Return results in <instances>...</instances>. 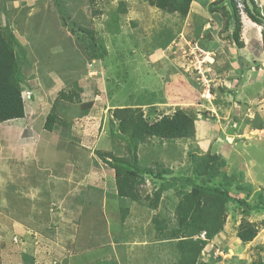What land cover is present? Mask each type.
<instances>
[{
	"label": "rangeland",
	"instance_id": "rangeland-1",
	"mask_svg": "<svg viewBox=\"0 0 264 264\" xmlns=\"http://www.w3.org/2000/svg\"><path fill=\"white\" fill-rule=\"evenodd\" d=\"M26 1H33V7L28 10L23 7L20 11H15L17 15L14 17L13 27L18 29L23 40L17 50L23 77L26 79L27 74L34 73L36 77L43 79L40 82V90L34 93L35 100L45 94V90H49L52 84L50 80L60 78L66 81L65 85L68 82H78L79 95L84 102L93 100L97 105L105 103L121 106L152 98L155 100L152 107L143 106L145 114L152 117L155 114L158 117L162 113H172L178 107L175 104L157 103L167 99L166 81L173 80L171 74L174 71L187 74L182 67L183 62L176 59L179 68L171 65L168 60L158 62L156 59L161 54L158 55L157 52L151 57L158 63L152 65L149 61H154L148 56L161 46L164 40L160 38L161 31L164 35L168 32L175 33L180 22L177 15L151 6L146 0H125L128 12L122 17L120 32L115 33L112 16L119 0L99 2L95 6L96 14L92 28L98 32L95 35L100 44L104 43L109 52L92 58L80 29L75 25V21L83 26L90 21L87 0ZM224 2L228 4L226 0ZM46 4L50 6L48 11ZM227 10L225 17L229 18L232 11L229 7ZM61 16L65 18V26H61ZM108 22L112 23L111 27ZM42 27L55 28L54 31H43L40 36ZM164 29H167V32ZM83 35L86 40H90V35L84 32ZM174 46L173 43L171 52ZM100 51L102 53L101 49ZM32 59L37 62L30 63ZM251 66H255L252 61ZM88 72H91L89 76ZM250 73V79L241 80L243 83L240 91L234 88L229 93L226 86L224 91L218 89L221 85L218 84L217 89L214 88L217 92L215 99L208 100L202 91L198 92L194 97L195 101L188 107V110L197 116L196 140L154 139L139 148L141 163L171 169L173 173L169 178L174 175H192L193 152H217L220 158L228 163L224 171L241 176L240 184L245 190L251 191L249 203L255 205L258 202V190L264 186V79L260 82L255 77L256 71L253 68ZM191 74L188 75L195 80L196 75ZM211 74L215 77L213 71ZM221 76L217 78L220 79ZM97 77L99 79H96ZM91 81L94 82L91 85L105 89L104 92L86 93ZM30 82L34 83L33 80ZM193 83L199 89L197 83ZM67 86L69 85L65 87L68 88ZM23 95L27 102L28 93L25 91ZM44 97V103L53 105L54 97ZM234 102L240 103V111H237ZM60 106L61 111L66 112L62 103ZM211 107L217 110L216 113L210 110ZM66 108L70 109L66 112L68 118H72L79 113L81 106L69 103ZM97 109L101 108L96 107L90 112L88 121L94 122L88 124V127H96V133L89 130L88 139L83 138L86 147L77 143L79 139L76 134L72 137V144L61 137L56 140L55 133L48 131L43 137V143H38L35 149L37 153L33 154V157L27 155V159L24 158L22 162L18 156L10 161L12 153L9 152V145H4V152L0 155V180L4 190L0 208L4 214L0 216V225L5 215L14 216L13 219L25 223V217H34L37 209L41 210L40 217L46 223L44 231L53 237L52 232L58 230L69 255V259L64 260L65 256L54 250L53 247H58V242L46 247L41 243L34 244L31 240L35 246L27 245L30 246L28 250L36 255L35 259L39 263L43 262L42 264H174L178 259L175 242L157 240L152 223L153 215L160 209L152 210L148 206L122 199L117 195L114 172L109 171V166L97 154L99 149H114L111 137L112 144L109 143L108 137L104 136L107 135L106 131L113 127L110 122L112 112L108 108L98 111ZM247 123L253 130L257 127L261 131L248 130L246 134L237 136L236 131L243 130V125L245 127ZM81 128L83 129L82 126ZM99 130L103 132V136H99ZM208 138L210 139L204 142ZM124 143V140H121L123 146ZM222 147H226L228 152L225 153ZM92 156L96 157L98 165L97 180L100 181L104 175L107 187L91 183L89 179V171L93 169L94 163ZM21 171L26 173L20 176ZM155 187V182L147 177L142 189L147 194ZM172 187L164 193L160 207L170 218V226L175 221L173 208L179 199L178 186ZM244 194L243 191L240 192V197ZM126 206L130 207V212L123 224L121 212ZM227 211L223 232L226 235L225 240L217 235L218 239L212 240L203 251L201 261L206 264H256L262 260L264 264V225H261L264 208L257 207L246 213L242 206L232 200L228 203ZM243 218L259 225L256 238L245 244L236 236ZM38 219L39 217L32 218V225L36 222L38 224ZM6 230L8 231V228ZM10 238L12 237L8 235L4 244H0V264H15V261L10 262L12 256L7 254L5 248L9 242L13 244ZM218 249L225 250L224 255L217 254ZM32 257L28 260L29 264H33L35 260ZM24 264H27V261Z\"/></svg>",
	"mask_w": 264,
	"mask_h": 264
},
{
	"label": "trees",
	"instance_id": "trees-1",
	"mask_svg": "<svg viewBox=\"0 0 264 264\" xmlns=\"http://www.w3.org/2000/svg\"><path fill=\"white\" fill-rule=\"evenodd\" d=\"M2 1L0 0V3ZM87 1L90 8L89 23L83 26L75 21V25L80 29L82 39L86 41L87 51L92 54V58L100 57L106 55L109 50L104 43L100 44L95 35L98 32L92 28L96 14L95 6L99 2L110 0ZM146 1L162 11L177 15L180 22L175 33H178L190 11L193 0ZM228 2L232 11L231 19L234 23L231 39L238 47H243L244 42L241 39L243 22L239 1L228 0ZM242 2L244 5L243 10L247 16L264 27V11L257 0H242ZM210 7L213 9L211 5ZM49 8L48 5L47 11ZM8 12L6 6L0 11V123L24 116L25 97L23 93L26 87L29 86L27 79L23 77L17 53L22 43L13 31L10 22L6 19V15L3 16L6 13L9 15ZM127 12V2L119 0L118 7L112 16L115 33L120 32L122 17ZM61 21H63L61 26H65V18L62 16ZM56 24L58 23L56 22ZM108 24L110 27L112 26V23L108 22ZM164 30L167 32V29ZM83 32L90 35V40L85 39ZM175 33L168 32L164 35L161 31L159 33L160 38L162 37L164 40L159 47L166 48ZM67 87L57 91L58 100L79 104L84 109L93 106V101L84 102L81 100L78 82H71ZM154 102L155 100L150 98L147 101L136 102L133 105H121L112 108L110 122L114 128L112 127L109 132L114 149L111 151L97 150V154L114 169L117 195L120 198L148 206L152 210L160 209L153 215L152 223L157 240L175 242L174 246L177 249L178 259L174 264H206L201 261L202 253L217 235L224 232L228 215V203L234 200L243 207L246 213L257 207L264 208V186L258 190V202L255 205L250 204L251 191L250 189L245 190L240 184L242 183L241 176L226 173L224 170L228 163L221 160L219 153L211 150L202 154L195 152L191 154L194 164L192 175H174L169 178V175L173 173L171 169L142 164L139 148L142 145L151 143L154 139L168 141L196 140L197 116L195 113L177 107L172 113H162L158 117L146 115L143 106H152L155 104ZM62 125L63 119L52 110L46 118L45 128L53 131ZM121 140H124V146L121 144ZM147 177L155 182L156 187L151 193L145 194L142 186L145 184ZM172 186H178L179 199L173 208L175 221L170 226V218L160 207L162 206L164 193L173 188ZM242 191L245 194L240 197ZM129 210L130 207L126 206L121 212L123 224L129 215ZM261 225H264V219ZM258 232L259 225L257 223L243 218L236 236L245 244L253 241ZM202 233H205V238L201 237ZM256 264H263V261L259 260Z\"/></svg>",
	"mask_w": 264,
	"mask_h": 264
},
{
	"label": "crops",
	"instance_id": "crops-1",
	"mask_svg": "<svg viewBox=\"0 0 264 264\" xmlns=\"http://www.w3.org/2000/svg\"><path fill=\"white\" fill-rule=\"evenodd\" d=\"M37 1V0H34ZM228 2V0H226ZM262 10H264V0H257ZM213 3V5H212ZM210 5L213 7V9L210 7ZM7 7L9 15H6V19L10 22L13 31L16 33V35L19 37L20 41L23 44V40L20 37V33L18 32V29L16 27H13V20L14 17H16L15 11H20L23 7H26L28 10L29 8L33 7V1L27 2L26 0H7L2 1L0 3V11L4 7ZM46 9L48 5H45ZM229 7L231 11V7L228 4L224 2V0H193L190 5V11L185 18L184 22L182 23V26L179 28L178 33L174 34V37L172 41L167 45L166 48L157 47L156 50H153L148 54L149 57L155 55L157 52L159 58L156 59V61L161 62L162 60H168V62L173 65L174 67H178V63L176 59H180L177 54L174 55V53L171 52L170 47L173 43V41L178 38L180 34L184 35L185 37L189 39L197 40L202 47H204L207 50L215 51V62L211 65L214 75L216 84L214 88L217 89L218 84L220 85L218 87L222 90L226 86L229 90L228 92L231 93L233 89L235 88L237 91H240L242 89V79H250L252 77L251 70L252 68L255 69L256 75L255 77L261 82L262 79H264V46H263V26L257 24L256 22L252 21L245 11L242 9L241 11V17L243 22V28L241 32V39L244 42L243 47H238L231 39V33L234 27L233 20L229 17H225L226 10ZM228 11V10H227ZM222 16L220 18V15ZM230 15V14H229ZM2 16V17H3ZM54 31V28L50 27H42L40 36H42L43 31L48 32L46 30L48 29ZM177 29V27H176ZM148 57V58H149ZM152 59V57H151ZM153 60V59H152ZM154 61V60H153ZM251 61L255 64V66H251ZM30 63H36V60L29 61ZM28 62V63H29ZM152 65H155V61H149ZM26 63V64H28ZM29 65V64H28ZM179 68V67H178ZM97 70L100 71V68ZM98 72V71H97ZM33 73V72H32ZM91 72H88V76ZM96 73V72H95ZM99 73V72H98ZM222 75V76H221ZM87 76V75H86ZM171 76L173 77V80L166 81L167 86L165 87L166 96L163 99L162 102H159L157 104H175V106L184 108L188 110L189 104L194 102V97L199 91L197 87H195L194 83L192 81L191 76L188 74L178 71H174ZM222 77L218 79L217 77ZM27 81L28 83L33 80L34 83L30 87H26V92L28 93L27 96V102H25V113L24 116L17 119L8 120L5 122L0 123V155L4 152V145H9V152L12 153V157H9V160H14L13 158L19 157L20 161L24 162V158L27 159V155H30L33 157V154H36V148L38 146V143H43V137L47 135V130L44 126L46 118L48 114L54 110L62 119H63V125L56 130L50 131L51 133H55L56 140H58L59 137L68 140V142L72 143L73 136L76 134L78 136L79 141L77 143H80V146L86 147V144L83 143L84 139H88L87 135L90 133L89 130H92L94 134L96 133V127H88V124H90L88 120L90 119V112L95 110L96 107H100L103 110L107 109L111 110L112 108L116 107L115 105H107V104H95V101L93 102V106L90 108H80V111H78V114L73 115L72 118H68L67 111L70 109L66 108V106L69 104V102H64L57 99V91L59 89H63L68 82L65 85L64 80L60 78H56L55 81H52L51 86L49 87V90H45V94L38 97L37 100H35L34 93H37V91L40 90V82L43 80L42 78H38L33 74H27ZM96 79H99L97 77ZM190 81H189V80ZM94 83L93 81L90 82V86H88V90H86V93H98L104 92L105 89L98 88L96 85H91ZM62 84V86H61ZM80 86V85H79ZM225 87V88H226ZM100 90H98V89ZM105 88V87H104ZM226 88V89H227ZM216 89H214V94L216 97ZM83 90V89H82ZM92 91V92H90ZM224 91V90H223ZM199 94V93H198ZM50 95V97L53 98V105H48L47 103H44V96ZM99 96V95H97ZM43 97V99H42ZM95 97V96H94ZM84 101V100H83ZM93 101V100H91ZM169 101V103H166ZM63 104L65 111H61L60 104ZM235 108L237 111H240L239 102H234ZM148 108H150V105H147ZM152 107V106H151ZM213 113H216V109L212 108L210 109ZM152 111V110H151ZM66 113V114H65ZM75 113V112H74ZM73 113V114H74ZM208 115V112H207ZM252 116V113H250ZM154 117H157L156 114ZM94 125V124H92ZM96 125V124H95ZM83 127V129L81 128ZM99 129L101 127V124L98 125ZM260 132V128L254 127V130L250 128L249 124L247 123L243 130L236 131L238 132L237 136H242L246 134V132ZM81 132V134H79ZM99 136H103V132L101 130L98 131ZM107 135H104L108 137L109 143L112 144L110 139V132L106 131ZM105 134V133H104ZM84 138V139H83ZM210 138L204 140V142L208 141ZM48 143V142H47ZM46 143V144H47ZM211 143V142H210ZM73 144V143H72ZM36 145V146H35ZM98 145V144H96ZM100 145V142H99ZM35 146V147H34ZM97 148L94 150V153L96 152ZM101 150V149H99ZM103 150V149H102ZM112 150V149H111ZM222 150L227 153L228 149L226 147H222ZM104 151H110L108 149ZM92 154V153H90ZM224 157V156H223ZM94 159L93 163V169L89 171V179L91 183L94 184H100L107 187V180L105 181L104 175L100 178V181L97 179V161L96 157L92 156ZM225 158V157H224ZM43 159V155H42ZM222 160V159H221ZM222 161H226L225 159ZM107 164V163H106ZM108 165V164H107ZM109 166V165H108ZM109 171L114 172V169L109 166ZM25 171L20 172V176H22ZM109 173V175L111 174ZM80 177V176H78ZM115 177V174H114ZM107 179V178H106ZM144 187V185L142 186ZM143 190V189H142ZM4 190L1 185L0 180V208L2 203ZM63 200V199H62ZM64 206V204H62ZM1 209H0V216H2ZM42 215L41 210L37 209L35 212L34 217L29 218V216L25 217L27 220L25 223L21 222L20 220L13 219L14 216H7L3 217V224L0 225V244L3 245L4 242L7 240V236L9 235L11 239L8 243V246H5L7 249V254H10L12 256V261L15 264H24L27 261V264H29L28 260L32 258H36V255L31 253L28 248L34 247V244H44L46 247H48L50 244L51 246L54 245L55 242H58V247H53L54 250H58L61 255H64V260L69 259V255H67L68 252H66L65 248V242L63 243L62 238L59 236L58 230L53 231L54 234L53 237L45 232L46 229V223L43 221V219L40 217ZM38 224L32 225L33 222L30 221L32 218H37ZM58 223V222H56ZM29 224V225H28ZM4 225V227H2ZM8 228V231L6 230ZM12 231V232H10ZM7 233V234H5ZM221 236V239L224 241L226 235L222 232L219 234ZM17 237L18 241H14V238ZM218 237V236H216ZM218 239V238H216ZM24 240H27V242H24ZM34 241V244L32 241ZM64 240H69L64 238ZM36 242V243H35ZM16 244V246H15ZM34 245V246H33ZM43 247V246H41ZM2 248V246H1ZM22 248V249H21ZM10 252H13L11 254ZM16 252V253H15ZM36 260V262H35ZM33 260V264H42L43 262L39 263L37 259ZM70 262V261H69ZM62 264V263H61Z\"/></svg>",
	"mask_w": 264,
	"mask_h": 264
},
{
	"label": "built area",
	"instance_id": "built-area-1",
	"mask_svg": "<svg viewBox=\"0 0 264 264\" xmlns=\"http://www.w3.org/2000/svg\"><path fill=\"white\" fill-rule=\"evenodd\" d=\"M242 6L240 3V7ZM173 43L175 46L172 53L179 56L183 62L182 67L187 74L196 75L195 80L192 79L199 86L203 96L207 100L215 98L214 86L216 80L211 74L213 71L211 65L215 62L216 52L205 49L197 40L189 39L182 34ZM15 241L17 242L18 238H15ZM217 254L222 256L224 252L218 249Z\"/></svg>",
	"mask_w": 264,
	"mask_h": 264
},
{
	"label": "clouds",
	"instance_id": "clouds-1",
	"mask_svg": "<svg viewBox=\"0 0 264 264\" xmlns=\"http://www.w3.org/2000/svg\"><path fill=\"white\" fill-rule=\"evenodd\" d=\"M240 3L243 5L242 0L239 1V7H240ZM243 7H244V5L242 6V9H243ZM240 9H241V7H240ZM242 9H241V11H242ZM199 91H200V88H199ZM200 92H201V91H200ZM214 99H215V98H214ZM201 237H202V238H205V233H202V234H201ZM15 238H17V237H15ZM15 238H14V241H15Z\"/></svg>",
	"mask_w": 264,
	"mask_h": 264
}]
</instances>
